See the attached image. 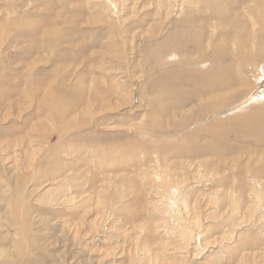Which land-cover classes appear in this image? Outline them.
Instances as JSON below:
<instances>
[{
  "label": "rangeland",
  "instance_id": "1",
  "mask_svg": "<svg viewBox=\"0 0 264 264\" xmlns=\"http://www.w3.org/2000/svg\"><path fill=\"white\" fill-rule=\"evenodd\" d=\"M0 264H264V0H0Z\"/></svg>",
  "mask_w": 264,
  "mask_h": 264
},
{
  "label": "bare ground",
  "instance_id": "2",
  "mask_svg": "<svg viewBox=\"0 0 264 264\" xmlns=\"http://www.w3.org/2000/svg\"><path fill=\"white\" fill-rule=\"evenodd\" d=\"M193 2V1H192ZM202 37V36H201ZM174 38V37H173ZM177 39V38H176ZM171 43V42H170ZM187 45V44H186ZM182 46V45H181ZM194 46L197 48V51H198V49L200 50V47L198 46V44L197 43H194ZM161 48V47H160ZM241 59V58H240ZM218 60V59H217ZM217 62H219V61H217ZM219 64H221V63H219ZM222 65V64H221ZM218 67H221V66H218ZM196 69V68H195ZM177 87V86H176ZM226 97V96H225ZM222 98V97H221ZM217 99H219V98H215V101L217 102ZM248 100H249V98H247ZM224 100H226V98L224 99ZM244 100H246V99H244ZM222 101V100H221ZM243 102H245V101H243ZM242 102V103H243ZM227 103V102H226ZM246 103V102H245ZM201 104V107L199 108V110H197L200 114H206V113H208V112H210V111H212V110H216V109H218L219 107H221L222 105V102L220 103V102H217V103H213V104H211V105H206L205 104V102H201L200 103ZM229 104V103H228ZM221 105V106H220ZM245 105V104H244ZM172 108H175V107H172ZM243 109H245V106L243 107ZM226 111V110H225ZM183 114H184V112H183Z\"/></svg>",
  "mask_w": 264,
  "mask_h": 264
}]
</instances>
